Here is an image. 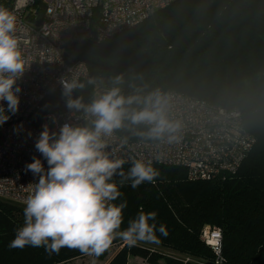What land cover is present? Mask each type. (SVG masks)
<instances>
[{
	"label": "trees",
	"instance_id": "trees-1",
	"mask_svg": "<svg viewBox=\"0 0 264 264\" xmlns=\"http://www.w3.org/2000/svg\"><path fill=\"white\" fill-rule=\"evenodd\" d=\"M72 53L88 78H97L73 98L89 102L95 91L112 86V77L123 75L125 94L131 84L237 109L255 139L241 168L224 178L190 181L183 169L153 165L155 182L121 186L122 196L113 202L127 201L120 230L143 209L157 213L155 223L165 225L168 236L157 231L160 244L132 247L117 237L112 245L121 249L108 264H128L131 257L148 264H213L202 239L205 227L221 231L225 264H264V0H176L132 28L72 47ZM53 110L65 111L55 96L42 102L31 124L38 126ZM115 133L128 143L155 142L127 129ZM23 224L24 209L0 201V264H70L86 255L68 248L51 255L44 247L10 248Z\"/></svg>",
	"mask_w": 264,
	"mask_h": 264
},
{
	"label": "clouds",
	"instance_id": "clouds-1",
	"mask_svg": "<svg viewBox=\"0 0 264 264\" xmlns=\"http://www.w3.org/2000/svg\"><path fill=\"white\" fill-rule=\"evenodd\" d=\"M16 32L15 14L0 6V101L7 102V111L12 114H16L20 102L21 88L16 82L27 68ZM60 83L66 107L85 123H64L58 132L50 131L47 124L43 126L35 148L48 168L35 157L26 165V171L38 177V182L25 201L24 224L9 247H44L49 255L68 248L98 257L117 237L129 247L138 242L160 244L156 232L167 237L168 231L163 224L157 227L155 211L141 209L121 231L127 201L113 203L122 196L120 187L125 183L130 182L135 189L142 183L155 182L159 172L150 160L135 158L125 172L124 165L129 161L118 153L128 138H121L120 144L111 148L109 138L127 129L143 140L178 141L183 124L171 115L172 94L160 88L145 92L131 84L128 87L132 91L125 94L124 77L117 75L111 78V87L85 102L83 96L73 98V92L96 85L97 78L90 77L85 83L73 74L61 78ZM9 118L0 106V125Z\"/></svg>",
	"mask_w": 264,
	"mask_h": 264
},
{
	"label": "built area",
	"instance_id": "built-area-1",
	"mask_svg": "<svg viewBox=\"0 0 264 264\" xmlns=\"http://www.w3.org/2000/svg\"><path fill=\"white\" fill-rule=\"evenodd\" d=\"M175 1L0 0V6L8 8L17 18L16 34L27 61L23 76L16 82L21 88L16 114L7 111L6 101H0L10 117L0 125L1 200L25 207L34 183L38 182V177L26 171V165L35 157L48 168L46 159L35 148L48 121L54 125L50 131L55 132L64 123H85L66 107L67 98L60 83L61 78L73 74H78L81 81L88 79L87 68L75 59L72 47L91 39L103 41L140 24ZM169 93L173 97L171 115L183 124L180 139L172 143L127 142L118 155L129 161L127 165L135 158L150 160L152 165L183 169L190 181H210L235 174L255 145V139L243 126L239 110H226L180 93ZM51 96L58 99L65 111L53 110L34 126L31 116ZM120 141L114 133L109 138L110 148ZM202 239L214 255L213 264H225L221 231L205 227Z\"/></svg>",
	"mask_w": 264,
	"mask_h": 264
},
{
	"label": "rangeland",
	"instance_id": "rangeland-1",
	"mask_svg": "<svg viewBox=\"0 0 264 264\" xmlns=\"http://www.w3.org/2000/svg\"><path fill=\"white\" fill-rule=\"evenodd\" d=\"M97 92H102V90L95 91V93H97ZM47 125H48L50 130L54 129V125H53L52 121H48ZM0 201L6 202L9 204H13L11 202L1 200V199H0ZM13 205H15V204H13ZM18 207H20V206H18ZM22 208L24 209V207H22ZM118 250H119V245H111V247L107 251H105L102 255H100L98 257L97 256L84 255L82 257L74 259L73 261L70 262V264H104ZM128 264H148V263L141 258L138 259L135 257H131Z\"/></svg>",
	"mask_w": 264,
	"mask_h": 264
},
{
	"label": "crops",
	"instance_id": "crops-1",
	"mask_svg": "<svg viewBox=\"0 0 264 264\" xmlns=\"http://www.w3.org/2000/svg\"><path fill=\"white\" fill-rule=\"evenodd\" d=\"M139 245H141V246H147L146 244H143V243H139ZM120 249H121V247H119V250H120ZM115 254H116V253H115ZM115 254H114V255H115ZM114 255H113V256H114ZM113 256H112V257H113ZM112 257H110V258H109L104 264H108V263L110 262V260L112 259ZM138 259H139V258H138ZM129 260H130V259H129ZM128 262H129V261H128Z\"/></svg>",
	"mask_w": 264,
	"mask_h": 264
},
{
	"label": "snow or ice",
	"instance_id": "snow-or-ice-1",
	"mask_svg": "<svg viewBox=\"0 0 264 264\" xmlns=\"http://www.w3.org/2000/svg\"><path fill=\"white\" fill-rule=\"evenodd\" d=\"M214 235H215V236H218V235H219V233H215ZM212 242H214V241H212Z\"/></svg>",
	"mask_w": 264,
	"mask_h": 264
}]
</instances>
